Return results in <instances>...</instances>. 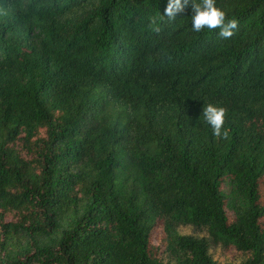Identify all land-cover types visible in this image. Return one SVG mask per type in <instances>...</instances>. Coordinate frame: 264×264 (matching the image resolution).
<instances>
[{
    "label": "trees",
    "instance_id": "1",
    "mask_svg": "<svg viewBox=\"0 0 264 264\" xmlns=\"http://www.w3.org/2000/svg\"><path fill=\"white\" fill-rule=\"evenodd\" d=\"M166 2L0 0V264H264V0Z\"/></svg>",
    "mask_w": 264,
    "mask_h": 264
},
{
    "label": "clouds",
    "instance_id": "2",
    "mask_svg": "<svg viewBox=\"0 0 264 264\" xmlns=\"http://www.w3.org/2000/svg\"><path fill=\"white\" fill-rule=\"evenodd\" d=\"M189 0H167L164 8L163 19L172 21L177 13L182 12L188 5ZM191 29L200 32L202 29H218L217 35L221 38H229L237 29L236 19H226V13L216 5V0H192L191 6ZM204 121L211 127L213 135H221L224 124L225 109L212 103L204 104L202 109Z\"/></svg>",
    "mask_w": 264,
    "mask_h": 264
},
{
    "label": "rangeland",
    "instance_id": "3",
    "mask_svg": "<svg viewBox=\"0 0 264 264\" xmlns=\"http://www.w3.org/2000/svg\"><path fill=\"white\" fill-rule=\"evenodd\" d=\"M181 233L203 235L205 232L195 230L191 226H182L179 228ZM212 258L217 264H239L245 257L244 254L237 252L232 247L223 248L221 245H212L210 252Z\"/></svg>",
    "mask_w": 264,
    "mask_h": 264
}]
</instances>
